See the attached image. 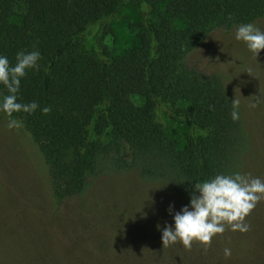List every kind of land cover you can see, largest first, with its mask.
<instances>
[{"label":"trees","instance_id":"obj_1","mask_svg":"<svg viewBox=\"0 0 264 264\" xmlns=\"http://www.w3.org/2000/svg\"><path fill=\"white\" fill-rule=\"evenodd\" d=\"M126 5L146 16L134 23L135 44L116 54L109 19ZM262 16L264 0H0V54L15 64L20 51L40 53L18 93V102L39 107L13 117L38 144L55 200L82 196L90 174L135 171L168 183L188 204L194 183L241 173L250 144L240 115L231 119L233 99L219 74L184 58L211 31ZM160 109L171 132L155 118Z\"/></svg>","mask_w":264,"mask_h":264},{"label":"rangeland","instance_id":"obj_2","mask_svg":"<svg viewBox=\"0 0 264 264\" xmlns=\"http://www.w3.org/2000/svg\"><path fill=\"white\" fill-rule=\"evenodd\" d=\"M145 16L144 8L126 5L109 19L116 54L135 44L134 23ZM252 24L264 30V16ZM95 30L90 26L83 42ZM234 31H211L184 64L219 74L231 98L239 100L250 144L241 173L264 179V50L256 58L233 39ZM155 118L171 132L167 111L160 109ZM9 119L0 114V264H264V199L245 218L246 233L226 228L206 247L195 241L190 249L179 242L163 247L161 230L187 205L168 183L144 181L135 171L100 172L86 177L82 196L57 202L38 144L21 119L15 118L14 128ZM177 129L181 145L188 127L182 122Z\"/></svg>","mask_w":264,"mask_h":264},{"label":"clouds","instance_id":"obj_3","mask_svg":"<svg viewBox=\"0 0 264 264\" xmlns=\"http://www.w3.org/2000/svg\"><path fill=\"white\" fill-rule=\"evenodd\" d=\"M233 39L242 43L256 58L264 50V30L252 23H244L235 27ZM15 64H10L6 55L0 54V85L6 90V95H0V114L10 119L8 127L19 126L13 113L23 112L33 114L39 105L35 101L18 102L21 79L27 69H38L39 51L16 54ZM259 98L250 106L255 108ZM231 119H239V100L231 102ZM42 114L51 111L49 107L40 109ZM195 195H191L187 205H184L172 216V225H165L161 230L163 247L179 242L184 248L190 249L192 243L199 242L205 247L216 235L223 234L227 228L232 232L246 233L249 225L245 218L264 199V179L252 177L248 173L233 172L218 173L213 177L196 182L193 185ZM173 205H169L171 213ZM159 229V226H157ZM231 255V250L224 249V256Z\"/></svg>","mask_w":264,"mask_h":264}]
</instances>
